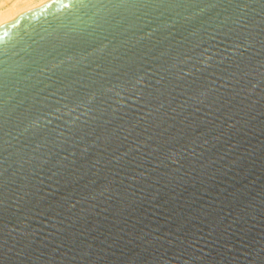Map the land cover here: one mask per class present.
Listing matches in <instances>:
<instances>
[{"label": "water", "instance_id": "obj_1", "mask_svg": "<svg viewBox=\"0 0 264 264\" xmlns=\"http://www.w3.org/2000/svg\"><path fill=\"white\" fill-rule=\"evenodd\" d=\"M0 264H264V0L0 27Z\"/></svg>", "mask_w": 264, "mask_h": 264}, {"label": "bare ground", "instance_id": "obj_2", "mask_svg": "<svg viewBox=\"0 0 264 264\" xmlns=\"http://www.w3.org/2000/svg\"><path fill=\"white\" fill-rule=\"evenodd\" d=\"M50 1H52V0H39V1L35 2L34 4L26 5V6H23V7H19V3L17 2L19 8H16V9L14 8L12 10V8H9V7L5 9L4 7H5V2L6 1L5 0H0V27L6 25L10 21H12V20H14V19H16L18 17H21V16L25 15L26 13L32 11L33 9H36L37 7L42 6V5H44V4H46V3L50 2ZM13 5H12V7H13Z\"/></svg>", "mask_w": 264, "mask_h": 264}, {"label": "rangeland", "instance_id": "obj_3", "mask_svg": "<svg viewBox=\"0 0 264 264\" xmlns=\"http://www.w3.org/2000/svg\"><path fill=\"white\" fill-rule=\"evenodd\" d=\"M6 2H5V9L6 8H12V10L15 8H19V7H23V6H26V5H30V4H34L35 2H37V1H39V0H5ZM16 1V2H15ZM9 2V3H8ZM19 3V7H18V3ZM22 2V3H21ZM26 2V3H25ZM32 2V3H31ZM8 3V4H7ZM14 4V5H13ZM12 5H13V7H12ZM11 6V7H10Z\"/></svg>", "mask_w": 264, "mask_h": 264}]
</instances>
